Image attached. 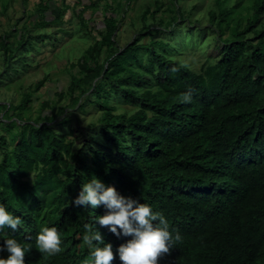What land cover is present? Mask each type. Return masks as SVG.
Returning <instances> with one entry per match:
<instances>
[{
	"label": "trees",
	"instance_id": "16d2710c",
	"mask_svg": "<svg viewBox=\"0 0 264 264\" xmlns=\"http://www.w3.org/2000/svg\"><path fill=\"white\" fill-rule=\"evenodd\" d=\"M217 5L208 17L222 35L223 21L234 9L219 0ZM50 7V2L41 4L36 25L58 19ZM250 9L244 26L236 21L219 52L197 71L155 50L153 43L160 41L139 43L141 34L113 52L115 16H106L95 41L96 50L102 44L108 50L106 67L95 61L89 77L102 75L108 81L118 76L121 86L112 83L110 89L132 111L113 113L107 100H96L102 114L97 136L88 135L87 153L74 150L72 141L46 121L27 124L28 135L1 153L0 203L23 221L16 231L6 227L3 234L32 246L26 264H84L90 259L82 239L85 225L95 228V217L105 209L71 201L93 175L150 204L164 214L171 231L180 232L182 240L158 258L159 264H264V0H251ZM17 33L14 47L23 37ZM0 48L12 53L1 34ZM140 50L150 54V78L131 67L139 64ZM93 87L102 90L100 84ZM188 90L192 100L180 102ZM52 115L53 110H43L40 117ZM42 225H54L61 234L62 251L55 256L36 247ZM96 227L112 243V264H121L116 248L130 237Z\"/></svg>",
	"mask_w": 264,
	"mask_h": 264
},
{
	"label": "rangeland",
	"instance_id": "374dc122",
	"mask_svg": "<svg viewBox=\"0 0 264 264\" xmlns=\"http://www.w3.org/2000/svg\"><path fill=\"white\" fill-rule=\"evenodd\" d=\"M46 2L58 19L36 25L42 19L40 6ZM219 2L234 9L223 21L222 35L208 17L210 10H218L217 0H0V34L12 50L6 54L0 48V157L3 149L12 150L23 133L28 135L27 124L39 126L44 121L71 140L74 150L83 148L87 153L86 144L92 141L88 135L97 136L102 114L96 100H107L113 113L132 111L110 89L112 83L121 86L118 76L108 81L102 75L89 77L95 61L106 67L108 50L103 44L96 50L95 41L101 38L98 30L104 29L108 14L115 16L113 52L141 34L139 43L160 41L153 43L155 50L166 51L197 71L219 52L221 39L231 36L236 21L244 26L251 14V0ZM18 30L23 37L21 45L14 47ZM137 56L139 64L131 63V67L150 78V54L140 50ZM94 83L102 90L94 88ZM43 110H53V115L41 119Z\"/></svg>",
	"mask_w": 264,
	"mask_h": 264
},
{
	"label": "clouds",
	"instance_id": "9594fccd",
	"mask_svg": "<svg viewBox=\"0 0 264 264\" xmlns=\"http://www.w3.org/2000/svg\"><path fill=\"white\" fill-rule=\"evenodd\" d=\"M171 71L177 69L173 67ZM192 96V90L185 91L179 98L180 102H190ZM71 202L84 208L103 206L105 209L103 214L95 217V228L85 225L87 231L82 239L90 249V259H86L84 264H112L116 258L112 243L104 241L97 224L117 237H130L116 248L121 264H159L158 258L182 240L179 231L174 233L170 230L169 221L163 213L154 211L148 203L121 194L114 185H105L94 175L81 185ZM22 224L19 215L0 203V264H26L25 254L32 246L3 234L6 227L16 231ZM35 242L38 251L48 257L62 251L61 234L54 225H42Z\"/></svg>",
	"mask_w": 264,
	"mask_h": 264
}]
</instances>
